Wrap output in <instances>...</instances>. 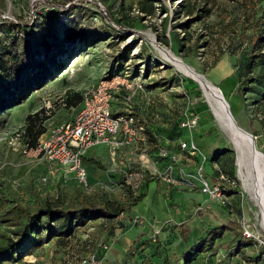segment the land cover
<instances>
[{"label": "rangeland", "instance_id": "rangeland-1", "mask_svg": "<svg viewBox=\"0 0 264 264\" xmlns=\"http://www.w3.org/2000/svg\"><path fill=\"white\" fill-rule=\"evenodd\" d=\"M37 1L45 6L41 7L44 14L36 34L40 49L42 40L55 27L76 24L86 31L87 38L76 44L71 54L58 57L63 64L53 72L52 79L0 112V202L10 207L11 200H16L32 211L47 205L80 208L86 202L93 207L107 201L126 206L130 189L139 193L110 162L105 143L87 153L99 163L83 161L90 176L88 185L77 179L66 181L60 174L51 176L47 184L41 183V177L47 174L45 163L28 144L32 137L26 130L28 115L37 113L39 117L32 133L44 126L43 134L47 135L78 112L76 94L112 80V75L145 87V96L139 95L134 106L137 113L142 111L139 118H145L160 132L167 121L176 122L186 110L199 114L197 127L183 130L177 141L195 140L209 155L207 172L214 176L219 168L231 176L233 170L238 185L224 205L210 201L199 189L179 187L173 195L163 191L156 196L157 200L160 195L168 197L167 203L159 201L166 204L163 215L156 211L150 215L137 213L144 204L154 203L150 192L133 207V216L126 211L113 219L91 220L77 227L70 237L50 235L45 231L47 225H42L41 245L31 254L24 255L25 250L15 254L12 260H3L2 256L0 264H84L93 252L97 253L98 264H143L145 259L152 264H173L186 245L192 246L196 238L219 225L230 228L212 248L195 255L190 264H246L247 258L261 252L264 256L262 215L250 190L254 180L251 155L246 148L243 152L237 149L220 128L199 83L166 55L182 59L222 89L237 123L253 134L257 149L263 153L260 163L264 167V0H0V19H26ZM47 5L55 9L46 10ZM258 36L263 39L257 45L253 39ZM241 87L245 89L240 91ZM71 99L74 105L69 104ZM200 106L208 108L200 111ZM164 138L149 137L147 145L138 147L154 148ZM224 150L229 153L219 160L216 153ZM201 160L196 156L191 167L194 169L195 162ZM156 185L152 182L151 191ZM244 226H249L261 242L246 240ZM19 228L0 221V245L9 237L18 239ZM137 235L145 238L146 251L137 247L140 242H134Z\"/></svg>", "mask_w": 264, "mask_h": 264}, {"label": "built area", "instance_id": "built-area-1", "mask_svg": "<svg viewBox=\"0 0 264 264\" xmlns=\"http://www.w3.org/2000/svg\"><path fill=\"white\" fill-rule=\"evenodd\" d=\"M40 4L37 1L31 5L27 18L31 23L42 12L41 7H45ZM7 19L17 21L3 17L0 23ZM6 36L0 29V40ZM111 79L84 90L78 112L40 137L33 150L47 168L41 183L47 184L51 176L60 174L66 181L74 178L88 185L90 176L83 165L85 155L95 145L105 143L109 148L110 162L117 165V171L134 191L141 190L151 179L157 184L165 183L168 189H199L210 201L226 204L230 198L228 192L236 190L237 181L219 168L214 176L209 174L205 164L209 155L201 151L192 138L176 142L168 140L165 144L160 141L154 148L138 147L139 144L147 145L149 138L147 128L150 125L145 118L142 119L148 125L141 121L139 115L142 111L137 113L138 108L134 106L139 95L145 96V87L132 85L127 79L121 80L119 75H113ZM178 121L181 128L194 129L200 116L186 110ZM198 155L202 160L196 161L193 169L191 162ZM242 233L247 239L261 242L249 226H244ZM97 257L96 252L89 254L84 264H98Z\"/></svg>", "mask_w": 264, "mask_h": 264}, {"label": "trees", "instance_id": "trees-1", "mask_svg": "<svg viewBox=\"0 0 264 264\" xmlns=\"http://www.w3.org/2000/svg\"><path fill=\"white\" fill-rule=\"evenodd\" d=\"M44 2L50 3L49 0H45ZM49 7L48 10L50 11L55 9V7ZM43 14V11L39 13L32 23L27 18H18L16 22L5 20L0 23V29L4 30L7 34L6 38L0 40V112L11 107L18 98L23 99L37 85L46 83L52 79L54 76L53 72L57 71L63 64L58 60V57L69 52L71 54L76 49V44H79L80 41L87 38L86 31L80 29L76 24L64 25L62 29L55 27L54 30L50 31L49 37L42 40L43 49L46 50L43 53V49H40L36 38L38 24L43 19ZM107 14L109 15V12ZM115 21L118 22L117 20ZM262 39V36H258L254 37L253 41L258 45ZM257 56H261L260 52ZM243 89L245 88H239L240 91ZM75 98L79 101L76 105V109L78 110L82 105V95L76 94ZM68 102L70 105L76 103L72 99ZM206 108L208 107L200 106L198 109L201 111ZM37 120H39L37 113L34 115L30 114L27 117V134L32 135L28 144L34 148L38 145L39 139L45 131V127L41 126L36 131V134L32 133L35 127V121ZM141 121L144 122L142 118ZM145 124L148 125V123ZM157 129L156 126L150 125L147 128L148 135L152 139L155 136L164 135L165 138L163 141L160 140L163 144L168 140L176 142L182 136V131L185 130L181 128L178 120L174 123L167 121L166 126L161 127V132ZM160 141L157 142L156 140L157 145L160 144ZM227 153H229V150L218 151L216 157L219 156L220 160ZM88 159L93 163L100 162L95 158L89 157ZM232 162L235 163L234 160ZM230 177L235 180L237 179L233 170ZM234 193H236L235 190L228 192L230 195ZM146 195L147 185L145 184L139 193L134 194L130 189L131 198L126 206L107 201L104 205L93 207L89 202H86L80 208H53L51 205H47L32 211L28 206L16 200H11L13 205L10 207L0 202V221L9 222L20 227L18 230V239L9 237L6 242L0 245V257L3 256V260H12L15 259V254L23 250H25L24 255L31 254L43 242V232L40 230L42 225H47L45 231H48L50 235L70 237L75 233L77 227L85 226L91 220L102 217L113 219L119 217L126 211L130 213L133 207L143 201ZM229 228L227 225L209 228L204 235L196 238L192 246L186 245L184 251L180 255L175 256L173 264H190L195 255L212 248L216 241L222 239ZM245 239L250 241V243L255 241ZM145 244L144 241L138 244L137 247L141 251H146L147 246ZM262 255L263 252L255 257L247 258L245 262L246 264H264V256ZM145 257L147 256L145 255ZM3 260L0 259V263ZM142 263L152 264L150 260L146 259Z\"/></svg>", "mask_w": 264, "mask_h": 264}, {"label": "bare ground", "instance_id": "bare-ground-1", "mask_svg": "<svg viewBox=\"0 0 264 264\" xmlns=\"http://www.w3.org/2000/svg\"><path fill=\"white\" fill-rule=\"evenodd\" d=\"M166 55L168 59L179 68L181 72L193 78L194 81H197L199 83L200 87L203 90L202 92H204V96L207 98V101L211 106L214 116L220 123V128H222L224 132L229 134L234 144L239 147L244 146V144H246L247 146H251V141L249 140L246 133L237 127L232 114L229 112L230 109H227V105L222 99V93L215 87L216 85L208 80L203 74L187 65L182 59L170 56L167 53ZM261 160H263L261 154L256 153L252 155L254 180L250 190L254 200L258 203L264 225V167L261 166ZM240 161L241 160H239V164ZM240 165V172H238L240 173L245 185H247V177L244 176Z\"/></svg>", "mask_w": 264, "mask_h": 264}, {"label": "crops", "instance_id": "crops-1", "mask_svg": "<svg viewBox=\"0 0 264 264\" xmlns=\"http://www.w3.org/2000/svg\"><path fill=\"white\" fill-rule=\"evenodd\" d=\"M93 148V147H92ZM89 151V150H88ZM88 153V152H87ZM87 153H86V155H85V157H86V160H89L88 158L89 157H87ZM90 158H94V157H90ZM45 169L47 170V168H46V166H45ZM72 179H74V178H72ZM152 180L151 179H148L147 181H146V185H147V195H148V193H150L151 192V195H152V197H153V202L155 203H153V204H150V206H148V203L147 204H144V208H140V211L138 210V212L137 213H139V214H142V215H150L151 213H154L155 211H156V213L158 212V213H160L161 215H163L162 213H163V209H165L166 208V204H163V205H161L160 204V202H162L161 200L162 199H164V203H167V196L165 197L164 195H160L159 196V200H157V195H159V193L160 192H163V191H165V192H167V193H171L172 195H173V191H175V188H172V189H168L167 188V186L165 185V183H162V182H158V184L156 185V187L157 188H154L152 191H151V184H152ZM164 194V193H163ZM170 194V195H171ZM147 195H146V197L143 199V201L147 198ZM143 201H141L140 203H142ZM160 201V202H159ZM139 203V204H140ZM163 203V202H162ZM137 206V205H136ZM130 214L133 216L134 215V212L131 210V212H130ZM136 230V233L138 234L139 233V229L137 228V229H135ZM130 232V231H129ZM136 238V239H135ZM134 238V242H136V243H142V242H144L143 240L145 239V238H142V236H140V235H137L136 237ZM133 241V240H132ZM133 242V243H134Z\"/></svg>", "mask_w": 264, "mask_h": 264}, {"label": "water", "instance_id": "water-1", "mask_svg": "<svg viewBox=\"0 0 264 264\" xmlns=\"http://www.w3.org/2000/svg\"><path fill=\"white\" fill-rule=\"evenodd\" d=\"M215 87H216V88L222 93V99H223V101L225 102V104L227 105V109H230L229 112L232 114V116H233V118H234V120H235V117H234L233 112H232L231 107H230V103H229V101L227 100V98L225 97V95H224L222 89H221L220 87H218V86H215ZM235 122H236L237 127H238L240 130L244 131V132L246 133V135L248 136L249 140L251 141V143H250L251 146H247L246 144H244V146L239 147V146H237V145L235 144V145H236V148L239 149L241 152H243V148H246V149L248 150V152L250 153V155H251V159H252V155H253V154H256V153L261 154L262 157H263V153H262L260 150H258L257 147H256V143H255V139H254L253 134L250 133L249 131L245 130L244 128H242V127L237 123L236 120H235ZM245 145H246V146H245Z\"/></svg>", "mask_w": 264, "mask_h": 264}]
</instances>
